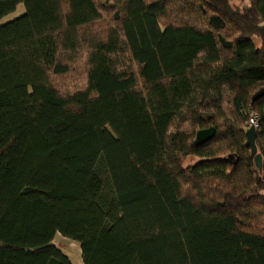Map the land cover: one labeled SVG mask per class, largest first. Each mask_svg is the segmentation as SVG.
Wrapping results in <instances>:
<instances>
[{
    "label": "trees",
    "instance_id": "obj_1",
    "mask_svg": "<svg viewBox=\"0 0 264 264\" xmlns=\"http://www.w3.org/2000/svg\"><path fill=\"white\" fill-rule=\"evenodd\" d=\"M261 90L264 0H0V264H264Z\"/></svg>",
    "mask_w": 264,
    "mask_h": 264
},
{
    "label": "rangeland",
    "instance_id": "obj_2",
    "mask_svg": "<svg viewBox=\"0 0 264 264\" xmlns=\"http://www.w3.org/2000/svg\"><path fill=\"white\" fill-rule=\"evenodd\" d=\"M25 11V7L23 4H20L17 11L7 15L3 21L8 20L10 18L16 17L18 14ZM198 157L190 156L185 161V166L198 161ZM54 243L61 248L72 260L73 264H84L80 244L77 241H74L68 237H65L61 234H58L54 239Z\"/></svg>",
    "mask_w": 264,
    "mask_h": 264
},
{
    "label": "water",
    "instance_id": "obj_3",
    "mask_svg": "<svg viewBox=\"0 0 264 264\" xmlns=\"http://www.w3.org/2000/svg\"><path fill=\"white\" fill-rule=\"evenodd\" d=\"M264 93V90H261L260 94ZM216 133L215 127H210L206 129H202L198 131L196 135V140L195 144L199 145L204 142H207L210 140ZM247 136V145H250L252 147V155L255 156V162L256 165L259 168H262V156L260 153H257V146H256V136H257V131L254 127L248 128L246 132Z\"/></svg>",
    "mask_w": 264,
    "mask_h": 264
},
{
    "label": "built area",
    "instance_id": "obj_4",
    "mask_svg": "<svg viewBox=\"0 0 264 264\" xmlns=\"http://www.w3.org/2000/svg\"><path fill=\"white\" fill-rule=\"evenodd\" d=\"M257 115L253 114L250 118L248 128H250L252 125L258 126V119Z\"/></svg>",
    "mask_w": 264,
    "mask_h": 264
},
{
    "label": "bare ground",
    "instance_id": "obj_5",
    "mask_svg": "<svg viewBox=\"0 0 264 264\" xmlns=\"http://www.w3.org/2000/svg\"><path fill=\"white\" fill-rule=\"evenodd\" d=\"M251 127H254L256 129V131H257V128L259 127V122H258V126L252 125Z\"/></svg>",
    "mask_w": 264,
    "mask_h": 264
},
{
    "label": "crops",
    "instance_id": "obj_6",
    "mask_svg": "<svg viewBox=\"0 0 264 264\" xmlns=\"http://www.w3.org/2000/svg\"><path fill=\"white\" fill-rule=\"evenodd\" d=\"M57 235H58V234H57ZM57 235H56V236H57ZM55 238H56V237H55Z\"/></svg>",
    "mask_w": 264,
    "mask_h": 264
}]
</instances>
